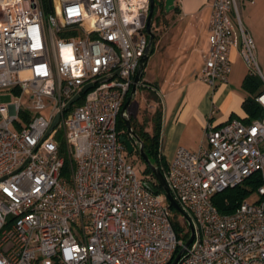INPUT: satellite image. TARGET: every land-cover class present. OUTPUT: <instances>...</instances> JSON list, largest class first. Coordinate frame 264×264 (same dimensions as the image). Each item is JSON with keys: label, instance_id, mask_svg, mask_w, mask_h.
<instances>
[{"label": "built area", "instance_id": "2783aa9c", "mask_svg": "<svg viewBox=\"0 0 264 264\" xmlns=\"http://www.w3.org/2000/svg\"><path fill=\"white\" fill-rule=\"evenodd\" d=\"M51 4L47 16L44 0H0V91L18 95L0 104V264H172L182 251L177 264H264V118L208 122L207 146L177 149L165 175L196 231L188 246L190 228L178 235L118 133L150 42V0ZM209 31L201 81L227 84L239 47L262 76L237 0H214ZM256 101L264 108V91ZM247 180L259 184L252 198L221 213L214 197Z\"/></svg>", "mask_w": 264, "mask_h": 264}, {"label": "crops", "instance_id": "0c3cea01", "mask_svg": "<svg viewBox=\"0 0 264 264\" xmlns=\"http://www.w3.org/2000/svg\"><path fill=\"white\" fill-rule=\"evenodd\" d=\"M242 1L244 7L250 8L257 5L258 0H253L254 3L252 0ZM213 2L214 0H176L175 9L169 13L171 18L177 19L167 33L172 35L170 46L174 51L170 77L173 78L172 82H177V87L161 94L164 107L161 156L168 161L173 159L180 147L197 151L200 147L207 146L205 128L208 122L220 126L232 117L247 118L243 103L249 93L242 86L248 74L240 70V64L244 62L240 47L231 51L232 74L227 84L212 89L200 79L209 49ZM245 28L252 35L257 50L262 49V33L252 22H247ZM162 38L156 37L157 42H161ZM198 62L201 65L199 72L195 70Z\"/></svg>", "mask_w": 264, "mask_h": 264}, {"label": "trees", "instance_id": "16d2710c", "mask_svg": "<svg viewBox=\"0 0 264 264\" xmlns=\"http://www.w3.org/2000/svg\"><path fill=\"white\" fill-rule=\"evenodd\" d=\"M49 0H44L45 6ZM50 6V3H49ZM51 9V7H50ZM150 41V37H149ZM156 42V37L154 38L153 45L151 48L150 56L154 50V44ZM143 79V78H142ZM263 85V81L261 77L254 73H249L244 80L243 88L247 93H249V97L243 103V109L247 114V118L244 119V122L248 123L253 120L264 118V108L256 101V97L260 94L261 88ZM143 90H149L152 95L148 96L152 101L157 99L158 105L160 106L153 116L146 120L147 123H152V131H149L146 128L145 122L141 123L138 119H134L129 116L134 132L139 136L142 140L145 151L150 158L151 162L160 167L162 171L166 174L167 167L164 162V157L161 156V141H162V131H163V120H164V107L162 103V96L160 94V89L157 85L149 84L143 81L141 86ZM131 93L126 99L125 104L127 103ZM124 104V106H125ZM124 108V107H123ZM238 119L236 117H232L231 120ZM118 130H120L121 135L120 141L122 142L124 139L128 138L127 126L122 118L121 114L118 119ZM55 139L59 145L60 154L66 160V165H69L70 162V150L65 139L64 130L62 128H57L55 133ZM143 160V159H142ZM144 161V160H143ZM145 162V161H144ZM68 173L67 168L65 169V174ZM154 179L151 169L146 165V169L144 171V180L151 181ZM254 180V179H253ZM155 187L158 189V194H164L163 190L159 186L157 182L154 183ZM259 188V184L252 180H247L243 185H239L235 188H230L222 193L217 194L214 197L215 205L218 207L219 211L223 214L233 213L239 205L247 199L250 195H252ZM172 211V221L173 225L178 233V235L187 239L189 236V227L184 218L173 208Z\"/></svg>", "mask_w": 264, "mask_h": 264}, {"label": "rangeland", "instance_id": "374dc122", "mask_svg": "<svg viewBox=\"0 0 264 264\" xmlns=\"http://www.w3.org/2000/svg\"><path fill=\"white\" fill-rule=\"evenodd\" d=\"M238 6H239V12L242 18V21L244 25L246 26V23H253L257 30L262 33V37L264 36V11L261 9H264V2L263 1H257L256 4L251 6L250 8L244 7L242 0H237ZM53 12L50 9L49 1L46 3V15L50 16ZM177 22V19L174 20V18L169 15L168 12L165 10V0H155V10L153 15V26H152V32L155 37L162 38L161 42H155L154 44V50L153 53L148 60V63L146 65L145 73L142 79L143 81H146V83L157 85L160 87L162 92L160 94H166V92L173 90L176 88L177 82H172L173 78L170 77V74L172 72L171 65L174 62V51L172 49L171 45V39L172 35H167L168 31L172 27V25ZM167 35V36H166ZM264 40V39H263ZM257 54V62L259 65V68L262 73V81L263 85L261 88V92L264 91V46L262 49L256 50ZM198 67H196L195 70H198L199 72V62ZM240 70L243 73L249 74L253 73V70H251L248 65L245 62H241L240 64ZM243 88V86H242ZM260 92V93H261ZM152 93L149 90H143L141 87L138 89V93L132 102L131 106L128 109V115L133 117L134 119H138L141 123L145 122L149 118L153 116L155 111L160 107L158 105L157 99L153 100L150 99L148 96H151ZM162 96V95H161ZM18 99V95H16L13 92L10 91H0V104H9L14 102ZM146 128L149 131H152V123H146ZM119 135H121L120 130H118ZM126 156L128 161L134 166L136 171L139 173L141 179H144V171L146 169V164L142 160V158L137 154L134 153L132 155L128 154L126 152ZM164 162L166 164V167L168 169L170 161L168 159L164 158ZM168 171V170H167ZM167 174V172H166ZM253 196V195H252ZM250 195L248 198H252ZM255 198V197H253ZM173 217V215H172Z\"/></svg>", "mask_w": 264, "mask_h": 264}, {"label": "water", "instance_id": "95a60500", "mask_svg": "<svg viewBox=\"0 0 264 264\" xmlns=\"http://www.w3.org/2000/svg\"><path fill=\"white\" fill-rule=\"evenodd\" d=\"M50 3V7H52L51 4V0H49ZM151 3V9H150V15L148 18V24H147V29L146 32L148 34V36L150 37V42H149V46H148V50L147 53L144 55V57L141 59L140 62V66L139 69L137 71L135 80H134V85L132 88V92L131 95L127 101V103L125 104L121 116L124 119L126 126H127V133H128V138L124 139L122 141L123 144H125L126 148H127V152L128 154L132 155L134 153H136V148H135V141H137L139 143V149H138V155L145 161V164L147 166H149V168L152 171V174L154 176V178L156 179L157 183L159 184V186L161 187V189L163 190V193L166 197V199L169 202V206L170 208L175 209L187 222L190 230H191V237L187 243V245H191L196 237V231L193 225V222L191 220V218L189 217V215L184 211V209L179 205V203L177 202V200L174 197L173 192L171 191L166 175L165 173L162 171V169L156 165H154L150 158L148 157L146 151H145V146L142 142V140L139 138V136L134 132L133 127H132V123L131 120L129 118L128 115V109L131 106L132 102L134 101L137 93H138V89L142 86V78L144 76L145 73V69H146V65L148 63L149 57H150V53H151V48L153 45V41H154V34L152 32V26H153V15H154V10H155V0H150ZM176 7V0H166L165 1V10L166 12L170 13L171 11H173ZM92 86L88 85L87 87H85L84 92H87ZM80 96H76L74 99H72L66 106L65 111H69L72 104H74L75 102H77L79 100ZM61 116L62 114L59 113L52 125L51 128L49 129L48 133H51L59 124L60 120H61ZM161 146H162V142H161ZM144 186L152 191L155 194H158V189L152 184V183H144ZM183 254V251L180 252L177 257L175 258V260L173 261L172 264H177V262L179 261V259L181 258Z\"/></svg>", "mask_w": 264, "mask_h": 264}]
</instances>
